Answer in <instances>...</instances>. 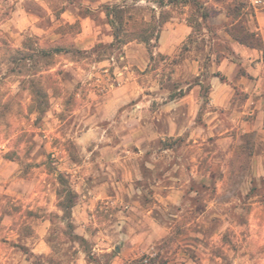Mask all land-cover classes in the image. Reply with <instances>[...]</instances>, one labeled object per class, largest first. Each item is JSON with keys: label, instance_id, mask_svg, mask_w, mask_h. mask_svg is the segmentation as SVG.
I'll list each match as a JSON object with an SVG mask.
<instances>
[{"label": "rangeland", "instance_id": "374dc122", "mask_svg": "<svg viewBox=\"0 0 264 264\" xmlns=\"http://www.w3.org/2000/svg\"><path fill=\"white\" fill-rule=\"evenodd\" d=\"M46 1L56 19L70 8L102 23L121 5L122 39L152 19L193 29L171 56L156 39L83 51L79 23L0 0V264H264V132L241 127L255 114L233 83L229 107L210 100L216 65L240 44L231 34L264 51V0ZM179 98L196 104L191 129L180 108L176 136Z\"/></svg>", "mask_w": 264, "mask_h": 264}, {"label": "crops", "instance_id": "0c3cea01", "mask_svg": "<svg viewBox=\"0 0 264 264\" xmlns=\"http://www.w3.org/2000/svg\"><path fill=\"white\" fill-rule=\"evenodd\" d=\"M43 7L51 15V24L62 23L64 25H73L79 23L81 31L78 33L79 39L85 44L80 47L83 51H88L95 48V45L101 43L105 45H111L115 42L113 29L108 21L107 15L103 19L107 22H97L92 16L75 15L70 8L62 11L60 20L53 17L50 4L46 0H33ZM119 0H85L87 9L96 11L102 5V3H112ZM256 18L259 23L258 31L264 34V11L256 12ZM24 25H37L39 18L33 14L26 13L24 16ZM192 25L187 19H179L176 17L167 21L161 31L159 32L158 39L156 40L158 46L157 50L160 54L165 56L175 55L188 37L192 34ZM92 45V46H91ZM125 52H144V48L141 44L129 42L124 45ZM236 52H233L231 56H226L216 65V72L214 79L211 83L210 100L211 104L217 107L227 108L231 104L232 87L230 83H233L235 87L245 91L250 95V100L247 102V106H250L249 110L255 114L252 123H241V127L244 131H256V133L264 132V51L257 48H250L241 44H237L235 47ZM225 79L223 82L221 79ZM253 97H258L256 101H253ZM196 104L195 98H179L175 100L171 106L175 114H171L173 119V134L181 136L184 134L188 127L184 123L178 125L177 120L181 118L185 119V114H180L179 110L182 106L188 105V117L185 119L190 124H193L194 114L192 110ZM247 109V108H245ZM192 116V117H191ZM210 121L209 123H211ZM215 125L214 127H216ZM213 128V127H212ZM191 129V127H190ZM228 131V130H227Z\"/></svg>", "mask_w": 264, "mask_h": 264}, {"label": "trees", "instance_id": "16d2710c", "mask_svg": "<svg viewBox=\"0 0 264 264\" xmlns=\"http://www.w3.org/2000/svg\"><path fill=\"white\" fill-rule=\"evenodd\" d=\"M175 0H168L169 3H173ZM192 2H196V0H190ZM196 5V4H195ZM166 4L164 1L160 2V7H165ZM241 7H239L240 9ZM108 12H107V17L109 19V23L113 29L114 32V37H115V42L111 45H107L104 46L102 44H100L99 46H97L95 48V50L97 48H101V47H109L112 48L113 46H115L116 44H119L120 46H123L125 44H128L129 42L132 41H140L146 44H149L152 40L154 39H158V35L159 32L161 31V29L163 28L164 24L167 22V19H163L160 20L159 22L156 23V21L154 19H152L150 22H143V30L141 31L140 35L138 37H134V38H129V39H122L120 38V34L123 30V27L125 25L124 23V15L127 12L126 10H124L123 6L121 5H114L111 8H108ZM204 19H206V15L203 16ZM132 20L131 16H129L127 18V22L129 23ZM135 28V27H134ZM133 28V29H134ZM134 32V30H132V33ZM245 38H239L238 36H235L233 34L232 38L239 42L240 44L243 45H250L249 43H247L248 38L253 37L252 34H250L249 32L245 31ZM57 52H61L62 50L57 49ZM34 93L37 96H42V92L39 88L34 87L33 88Z\"/></svg>", "mask_w": 264, "mask_h": 264}, {"label": "built area", "instance_id": "2783aa9c", "mask_svg": "<svg viewBox=\"0 0 264 264\" xmlns=\"http://www.w3.org/2000/svg\"><path fill=\"white\" fill-rule=\"evenodd\" d=\"M256 2V4H261L262 3V0H255ZM121 59H123V57H121ZM104 72L105 73H108L109 72V70L108 69H106V70H104ZM121 74H119V76H120ZM121 84V81L120 80H115L114 82H112L111 83V85H110V87H113V86H117V85H120Z\"/></svg>", "mask_w": 264, "mask_h": 264}]
</instances>
